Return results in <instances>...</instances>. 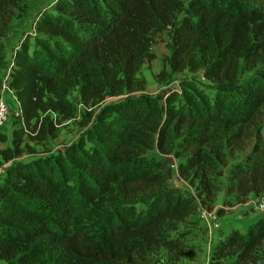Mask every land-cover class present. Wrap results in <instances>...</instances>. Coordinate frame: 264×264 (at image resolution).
I'll list each match as a JSON object with an SVG mask.
<instances>
[{
    "label": "trees",
    "instance_id": "obj_1",
    "mask_svg": "<svg viewBox=\"0 0 264 264\" xmlns=\"http://www.w3.org/2000/svg\"><path fill=\"white\" fill-rule=\"evenodd\" d=\"M26 1L0 0V75L9 70L19 106L12 146L0 152L9 162L0 177V261L150 264L160 248L193 252L168 230L214 208L229 154L262 113L264 6L53 0L5 54L4 38ZM161 34L169 70L200 71L209 86L183 79L154 96L133 94L145 89L139 71L155 58ZM73 91L90 109L83 136L61 152L21 157L25 137L44 142L57 121L74 116ZM108 97L119 98L105 103ZM224 193V206L264 197V136L257 130L243 159L229 167ZM209 263L264 264V215L243 234L219 239Z\"/></svg>",
    "mask_w": 264,
    "mask_h": 264
},
{
    "label": "rangeland",
    "instance_id": "obj_2",
    "mask_svg": "<svg viewBox=\"0 0 264 264\" xmlns=\"http://www.w3.org/2000/svg\"><path fill=\"white\" fill-rule=\"evenodd\" d=\"M254 6L263 7L264 0H251ZM53 0H27L26 12L22 15H16L12 20L9 30L4 38V52L7 54L9 46L15 42L18 34L21 31L31 30L32 20L35 13L46 6H49ZM17 14V13H16ZM167 36L164 34L158 35L152 45V52L155 58L150 62H145L140 71L139 77L145 80V89L142 92H134L133 94H147L157 95L158 93L178 88L180 80L192 79L201 84L209 86L206 80L201 76V72H191L185 70L181 73H176L169 70L165 65V58L168 56L169 51L167 49ZM261 65L256 64L254 69H258ZM252 71L244 70L241 74V80H246L252 76ZM5 72V71H4ZM3 75H0V81L3 79ZM1 93V91H0ZM3 95L5 93L3 92ZM124 97V95H121ZM119 97H108L105 99V103H109L117 100ZM4 99L9 100L10 113L6 118L3 128L0 130V152L4 147H11L12 132L14 129V120L16 118L17 104L12 100L11 96H5ZM69 101L75 106L76 112L74 116L68 120L61 121L59 124L52 115L50 118L56 122L58 126L57 131L53 135H49L48 138L41 143L34 142L27 137L26 147L24 148L23 155L21 157H27L30 154L43 155L61 152L65 147L77 142L84 134L87 126V118L89 108H84L81 104L79 96L76 91H73L69 95ZM256 130L261 136H264V107L262 113L250 126L247 127L249 134L248 139L244 144L237 148L233 153L229 154L228 166L224 169V175L219 179V191L214 205L217 217L219 219V229L212 230L211 232L204 226L203 222L199 218V211L186 219V222L176 223V229L168 230V234L181 237V242L185 246L194 247L193 252L183 251L177 255L174 252H167L164 248L157 249L149 254L150 264H208L210 262V255L213 246L230 231H237L243 234L246 228L258 217L264 215L258 212L254 207L253 196H251L247 202L243 204H233L232 206H224L225 201L224 187L226 185V176L231 164L237 163L243 159L245 154L251 148ZM9 162L6 161L3 154L0 153V177L7 167ZM174 176H176L174 174ZM172 185H179L187 187L186 184L178 182L173 179L170 181ZM219 210L223 211L220 215ZM210 250L208 252V247ZM0 264L3 262L0 261ZM210 264V263H209Z\"/></svg>",
    "mask_w": 264,
    "mask_h": 264
},
{
    "label": "built area",
    "instance_id": "obj_3",
    "mask_svg": "<svg viewBox=\"0 0 264 264\" xmlns=\"http://www.w3.org/2000/svg\"><path fill=\"white\" fill-rule=\"evenodd\" d=\"M0 130L3 128L6 118L10 113L9 108V100L4 99L5 96H11L12 100L16 102V115L19 114V106L14 96V92L9 88V70L3 75V79L0 81ZM3 92L5 95H3ZM254 207L255 209L264 214V197H253ZM199 218L203 222L204 226L208 229V231L219 229V219L217 217L216 211L214 209L209 210L206 208L199 209ZM210 250V246L208 247V252ZM209 264V262H208Z\"/></svg>",
    "mask_w": 264,
    "mask_h": 264
},
{
    "label": "water",
    "instance_id": "obj_4",
    "mask_svg": "<svg viewBox=\"0 0 264 264\" xmlns=\"http://www.w3.org/2000/svg\"><path fill=\"white\" fill-rule=\"evenodd\" d=\"M167 160H168V162L170 163L171 166L175 165V162H174V160L172 158H168Z\"/></svg>",
    "mask_w": 264,
    "mask_h": 264
}]
</instances>
